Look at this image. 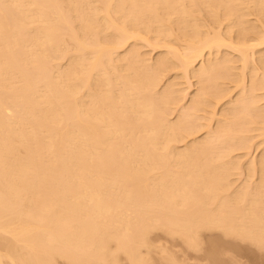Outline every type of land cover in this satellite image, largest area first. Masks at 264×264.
<instances>
[{
	"label": "bare ground",
	"instance_id": "bare-ground-1",
	"mask_svg": "<svg viewBox=\"0 0 264 264\" xmlns=\"http://www.w3.org/2000/svg\"><path fill=\"white\" fill-rule=\"evenodd\" d=\"M160 238L264 254V0H0V264Z\"/></svg>",
	"mask_w": 264,
	"mask_h": 264
},
{
	"label": "rangeland",
	"instance_id": "rangeland-1",
	"mask_svg": "<svg viewBox=\"0 0 264 264\" xmlns=\"http://www.w3.org/2000/svg\"><path fill=\"white\" fill-rule=\"evenodd\" d=\"M145 49V48H144ZM148 49H150V48H148ZM147 49V51H149ZM157 50H151V51H149V52H147L146 54H150V55H148L149 57H151L153 54H155V52H156ZM154 56V55H153ZM194 86V85H193ZM193 86L191 87V88H193ZM175 114V113H174ZM173 113H172V116L174 115ZM199 134V133H198ZM257 146H260L261 147V145H257ZM254 147H256V146H253L251 149H252V151L250 150V154H252L253 156H256V155H258L257 153H259L258 151H260L259 149H260V147H256V148H254ZM254 154H256V155H254ZM252 155H250V156H252ZM243 174L242 175H237V176H235V175H233V177H234V179L236 180L235 182L236 183H239L241 180H243V177H245V173H244V171L242 172ZM237 177V178H236ZM242 182V181H241ZM240 182V183H241ZM234 184V185H238V184ZM153 238H156V239H154V240H156V242L158 241L157 240V236H153ZM158 238H159V236H158ZM163 238V237H162ZM162 238H160L161 240H162V242H164L163 244L165 245V242H166V244L168 245H166L167 246V248L170 246V248H172V249H174L175 250V252L172 250V252H174L175 254V256L174 257H176V260L178 259H180L182 262H184V264H190V263H193L194 264V262L196 263L197 262V264H199V262H200V264H202V262L204 263V264H208L209 262H211L212 261V258H210V257H212V256H210V257H207V256H204L203 254H205L206 252H200L199 254L198 253H195V252H192V251H184V249H186L185 247L183 248V247H181V245L177 242V241H175L176 239H174L173 241L171 240V239H169V241L167 240V241H165V239H162ZM218 238H220V237H218ZM208 239H210V238H207L206 237V245L204 246V247H206L207 246V244L209 243V241H210V243H209V245L211 244V239L208 241ZM213 240H215V238L213 239ZM222 239H217L215 242L216 243H218V241H221ZM160 241V240H159ZM205 241H204V244H205ZM222 241H224V240H222ZM180 242V241H179ZM214 242V241H213ZM213 243V244H215L216 245V243ZM227 242V245H229V246H225V248H227L228 250H231V254H228V253H230V251H228L227 249H226V252H228L227 254H225V255H223V254H220V255H222L223 257H222V259H223V263H224V261L226 260V258L228 257V256H230L231 255V260L230 261H232V260H234V261H232L231 263L232 264H235L234 262H236V264H264V258H262V255H264V254H261L260 252L258 253L257 251H254L253 250V248H252V251L251 252H249V251H246V250H250V249H248L246 246H239L238 245V243L236 244L235 242V247H234V245H233V243H231L232 244V246L230 245V244H228L229 242L228 241H224V242H222V244L223 243H226ZM157 243H160L161 244V242H157ZM181 243V242H180ZM221 243V242H220ZM162 244V245H163ZM179 244V245H178ZM221 244V245H222ZM208 245V246H209ZM225 245V244H224ZM238 245V246H237ZM183 246V245H182ZM218 246H219V243H218ZM223 246V245H222ZM203 247V248H204ZM220 247V246H219ZM224 247V246H223ZM233 247V248H232ZM244 247L246 248V250L244 249ZM249 247V246H248ZM222 248V247H221ZM232 248V249H231ZM250 248V247H249ZM169 249V248H168ZM183 249V250H182ZM240 249H242V250H244V252L243 251H241ZM169 250H171V249H169ZM238 250V251H237ZM239 250H240V252H239ZM204 251V250H203ZM246 251V252H245ZM169 253H171V251L169 252ZM203 253V254H202ZM207 254V253H206ZM261 254V255H260ZM152 255V254H151ZM156 254L154 253V255L153 256H155ZM209 255V254H208ZM219 255V256H220ZM204 256V257H203ZM218 256V258L219 259H221L220 257ZM225 256H226V258H225ZM233 256H234V258H233ZM152 257V256H151ZM206 257V258H205ZM157 258V257H156ZM155 257H154V260H153V262H155V260L157 261V259H156ZM205 258V259H204ZM211 259L210 261H209V259ZM218 258H217V260H218ZM233 258V259H232ZM221 259V260H222ZM225 259V260H224ZM238 259V260H237ZM261 259V260H260ZM177 260V261H178ZM179 260V262H181ZM236 260V261H235ZM176 261V262H177ZM205 261H206V263H205ZM158 262H159V260H158ZM155 262V264H161V263H163L162 261H161V263L159 262ZM181 262V263H182ZM213 262V261H212ZM212 262H211V264H212ZM226 262H227V260H226ZM229 262V261H228ZM242 262V263H241ZM230 263V262H229ZM154 264V263H153ZM164 264V263H163ZM180 264V263H179ZM210 264V263H209ZM227 264V263H226Z\"/></svg>",
	"mask_w": 264,
	"mask_h": 264
}]
</instances>
